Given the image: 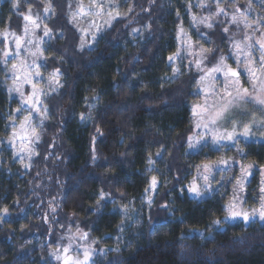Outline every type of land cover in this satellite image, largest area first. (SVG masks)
<instances>
[{"label":"trees","instance_id":"trees-1","mask_svg":"<svg viewBox=\"0 0 264 264\" xmlns=\"http://www.w3.org/2000/svg\"><path fill=\"white\" fill-rule=\"evenodd\" d=\"M44 1L51 40L33 61L59 85L26 165L10 144L23 115L6 55ZM198 1L119 0L116 18L82 48L72 0H0V264H57L52 251L72 229L103 252L90 264H264V225L229 222L227 196L189 192L196 167L264 165V144L194 152L202 74L180 57L185 33L206 50L205 70L230 59L245 29L229 8L250 11L252 30L264 32V0H213L201 11ZM215 12L198 38L191 15Z\"/></svg>","mask_w":264,"mask_h":264},{"label":"rangeland","instance_id":"rangeland-1","mask_svg":"<svg viewBox=\"0 0 264 264\" xmlns=\"http://www.w3.org/2000/svg\"><path fill=\"white\" fill-rule=\"evenodd\" d=\"M210 1L213 0H199L197 9L201 11ZM43 4L41 16L35 11H28L27 17L30 19H27L25 38L15 42L14 52L6 55V59L12 61V91L21 101L20 113L23 115L16 132L10 138V144L17 158L26 165L36 152L41 126L47 113L45 101L48 92L59 85L57 78L44 76L42 66L33 61L51 40V32L45 27V23L53 15V9L48 2L44 1ZM118 6L119 0H72L71 20L81 34L82 48L90 47L116 18ZM217 7L221 12L222 7ZM235 10L229 8L231 23L245 31L243 35L233 38L230 59L229 56L224 57L222 62L220 60L214 66L221 68V71L205 70L206 50L201 44L194 43L189 35H181L180 57L194 65L202 74L198 82L200 99L193 109L195 134L191 139V146L194 152L202 146L214 151H220L222 146H230L236 150L237 155H241L242 147L247 143L264 144V104L258 102L264 99V48L261 47L264 44V32L257 28L252 30L253 24L247 18L250 11L240 14ZM216 15V12L209 13L206 17L198 13L191 15V24L198 38L203 36H200V30L196 26L210 27ZM233 17H236L235 21ZM229 70L237 72L238 76H232ZM237 80L242 99L236 98ZM244 89H247V93H244ZM228 92H232V96H228ZM217 113L221 115L217 116ZM245 126H248V135L244 134ZM228 134H232L233 139H227ZM191 174V194V188L201 187L200 192L205 193L204 195L227 196V207L235 202L236 211L249 213L250 219L246 222L242 217H230L228 211L229 222L243 221L246 224L264 225V220L259 217V210L264 205V191H261L264 188V165L257 167L239 160L227 163L217 161L196 167ZM253 176L257 179L254 180ZM238 180L242 181L243 188L238 185ZM253 181L255 183L252 184ZM250 185L253 187L250 188ZM254 210H257V214L253 218ZM64 239V243L52 251V259L57 264H90L94 258L103 257V252L99 253L93 241L80 229L68 231Z\"/></svg>","mask_w":264,"mask_h":264},{"label":"snow or ice","instance_id":"snow-or-ice-1","mask_svg":"<svg viewBox=\"0 0 264 264\" xmlns=\"http://www.w3.org/2000/svg\"><path fill=\"white\" fill-rule=\"evenodd\" d=\"M220 11L222 12L223 9H220ZM26 19H30V17H26ZM233 20L235 21L236 17H233ZM237 47H239V45H237ZM261 47L264 48V44H262ZM262 59H264V57H262ZM222 61H223V58H221V62ZM212 71L218 72V71H221V68L217 67V68L212 69ZM229 71H231V70H229ZM227 74L228 73H225V75H227ZM231 75L235 77V76H238V73L235 71H231ZM243 91H244V93H247V89H244ZM227 95L232 96V92H228ZM236 98H240V99L243 98L240 96V88H239V81L238 80L236 81ZM258 102L261 104H264V99H260ZM219 115H221V113H217V116H219ZM213 123H215V121H213ZM206 127H207V125H206ZM244 134L248 135V126H245ZM221 138H223V137H221ZM227 139H229V140L233 139V135L228 134ZM249 167H251V166H249ZM206 168H207V166H206ZM244 171L245 170L242 168V172H244ZM205 181H207V177H205ZM237 183L241 188H243L242 181L238 180ZM190 191H192L193 193H195L197 195L200 194L198 189L195 187L191 188ZM261 191H264V188H262ZM236 208H237V204L235 202L229 204L228 211H229L230 217H233V218L242 217L244 219V221H246V222L249 221V219H250L249 213L244 212V211H236L235 210ZM256 214H257V210H254L252 213V217L254 218L256 216ZM259 217H260V219L264 220V205H262L261 209L259 210ZM215 223L219 224L220 221H215ZM87 258H88V256H87V254H85V259H87Z\"/></svg>","mask_w":264,"mask_h":264}]
</instances>
